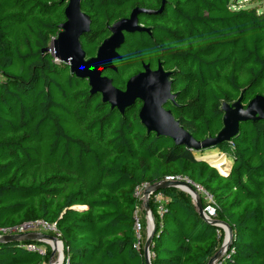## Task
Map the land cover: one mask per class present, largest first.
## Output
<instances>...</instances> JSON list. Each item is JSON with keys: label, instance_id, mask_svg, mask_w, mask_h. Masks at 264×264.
<instances>
[{"label": "trees", "instance_id": "trees-1", "mask_svg": "<svg viewBox=\"0 0 264 264\" xmlns=\"http://www.w3.org/2000/svg\"><path fill=\"white\" fill-rule=\"evenodd\" d=\"M233 1L165 0L160 15L140 18L151 35L127 37L116 72L105 75L124 89L142 62H160L173 73L175 106L167 108L196 140L215 136L222 103L243 91L245 104L264 94V12L235 8ZM161 2L83 0L81 10L92 21L82 40L86 55L109 36L108 25L134 7L157 9ZM64 7L63 0H0V228L54 224L62 264H145L133 246L134 189L181 177L212 195L215 220L232 230L222 264H264V121L242 123L230 142L201 151L147 134L139 103L120 114L44 51L59 32ZM212 152L231 160L226 176L208 164L220 163L205 157ZM161 192L163 214L149 204L150 264H207L222 231L199 217L188 194L172 187ZM142 239L145 244V231ZM31 242L0 243V264L47 260L48 254L23 247Z\"/></svg>", "mask_w": 264, "mask_h": 264}, {"label": "water", "instance_id": "water-1", "mask_svg": "<svg viewBox=\"0 0 264 264\" xmlns=\"http://www.w3.org/2000/svg\"><path fill=\"white\" fill-rule=\"evenodd\" d=\"M63 1L67 2L64 9L65 21L59 25L58 34L51 39L50 45L44 51L53 55L55 61L67 64L72 75L80 80L87 81L90 95L99 94L102 103L108 104L111 109H116L120 114L135 106L137 100L141 101L142 106L138 112V118L147 134L154 133L157 137L170 139L175 145L201 151L230 142L238 135L239 126L242 123L264 121V94L255 95L245 104L243 102V91L235 102L231 104L222 103L220 107L223 115L221 130L213 137L198 141L180 125V122L175 119L170 110L164 108L168 102H173L176 97L171 87L172 72H165L160 64L157 65L155 70H151L147 64L143 65L141 72L127 80L124 90L116 88L112 80L103 75L106 70L116 71L114 61L121 58L118 49L125 42L124 33L135 34L148 31V29L138 24V15L161 14L165 0H162L160 8L157 10L136 7L131 11L128 18H122L113 23L109 29L110 36L103 40L97 48L95 56L90 58L86 57L80 43L81 36L90 31V18L81 11L82 0ZM169 187L181 191V187H187L199 217L206 221L203 218V206L199 195L185 182L163 181L160 185L153 184L146 191V194ZM144 208L149 209L148 202L145 203ZM211 223L226 227L228 241L208 260L207 264H214L215 261L219 260L223 251L229 250L232 239V230L227 224L217 220H213ZM154 233L155 228L153 227L144 244L145 264H150L148 250ZM45 240L56 241L54 237L49 235L29 233L5 236L0 240V243L35 241L39 244H45ZM63 259L64 255L62 261Z\"/></svg>", "mask_w": 264, "mask_h": 264}, {"label": "built area", "instance_id": "built-area-1", "mask_svg": "<svg viewBox=\"0 0 264 264\" xmlns=\"http://www.w3.org/2000/svg\"><path fill=\"white\" fill-rule=\"evenodd\" d=\"M220 156L224 157V155H222V154ZM221 175L226 176L227 172L221 173ZM163 181H167V182L182 181V182H185L188 185H190L194 189V191L199 195L200 199L202 198V200L205 202V206L203 207V218L208 223H211L213 220H215V218H214L215 217L214 199H213L212 195L209 192H207L205 189H203L200 185L195 184V183L191 182L190 180H188L186 178H181V177H166ZM163 181H161V182H163ZM161 182L156 183V184L160 185ZM150 187H151L150 184L142 183V184L136 186L134 189V192H133L134 198L139 203V205L136 207V209L134 211L133 229L135 232L136 241H135L133 246H134L135 250L138 251L139 253H141L143 256H144V241L142 239V233H143V231H145L146 239H147L148 235L150 233V230L153 227L155 228L154 217H153L152 211H151L150 207L148 210H146L144 208L145 203L148 202V204H150V201H151L152 204L155 206L157 213L160 216L163 214V212L165 210L164 205H165V201L167 200L165 194H163L161 192V190L152 191V192H149L148 194H146V191ZM140 214L143 215V219L145 222L144 227H143V221L140 218ZM151 216L153 217V220H152ZM36 226L40 227V230L34 229V227H36ZM214 226L218 227L222 231V233L220 231H217V236L222 237V241H223V242H221V246H220V248H221L222 246H225L227 241H228L227 229H226V227H224L222 225H214ZM29 233H41V234L49 235V236L54 237L56 239V241L52 242L50 240H45V242H46L45 244H35V242H31V243H27L26 245H23L24 248H26L29 251L38 252L40 255H43V256H46L48 254L47 255L48 256L47 262L49 261L48 264H56V263L61 264V263H63V261H64V259L62 261V257L64 255L63 243L59 238V235L57 233V230H56V227L54 224L49 225L44 221H34V222H25L19 226H15V227L0 228V240H2L3 237H5V236L22 235V234H29ZM37 243H39V242H37ZM58 244H60V247H61L60 252L54 248V245H58ZM43 245H45V246H43ZM48 248H49V251H48ZM228 251L229 250L223 251L221 258L219 260L215 261L214 264H222V258ZM55 256L57 257L56 261L53 260ZM151 256H152V253H151L150 248H149V250H148L149 259L151 258ZM47 262L43 261L39 264H46Z\"/></svg>", "mask_w": 264, "mask_h": 264}, {"label": "flooded vegetation", "instance_id": "flooded-vegetation-1", "mask_svg": "<svg viewBox=\"0 0 264 264\" xmlns=\"http://www.w3.org/2000/svg\"><path fill=\"white\" fill-rule=\"evenodd\" d=\"M82 1H83V0H82ZM82 1H81V3H82ZM66 5H67V2L65 1V7H66ZM165 5H166V3H165ZM160 6H161V4L158 5L157 9H159ZM65 7H64V9H65ZM137 7H139V6H137ZM164 7H165V6H164ZM134 8H136V7H134ZM134 8H133V9H134ZM140 8H143V7H140ZM133 9H132V10H133ZM157 9H150V10H157ZM132 10H131V11H132ZM81 11H82V10H81ZM131 11L129 12V14H128L127 16H125V17H123V18H128L129 15H130V13H131ZM82 12H83V11H82ZM83 13H84V12H83ZM63 14H64V10H63ZM85 14H86V13H85ZM86 15H87V14H86ZM143 15H146V14H140V15H138V24H139L141 27L148 29V31H147V32H139V33H135V34H126V33H124V36H125V42H124V44L126 43V39H127V37H129V36H135V35H137V34L139 35V34H141V33H146V34H148V35H151V28H150V27H146L144 24H142V23L140 22V18H141V16H143ZM152 15H153V14H152ZM152 15H146V16H152ZM158 15H160V14H158ZM88 16H89V15H88ZM153 16H154V15H153ZM89 18H90V16H89ZM121 19H122V18H121ZM119 20H120V19H119ZM64 21H65V15H64ZM64 21H63V22H64ZM117 21H118V20H117ZM63 22H62V23H63ZM91 22H92V21H91V18H90V27H91ZM115 22H116V21H115ZM115 22H114V23H115ZM112 25H113V23L110 24V25H108V27H107V28H108V32H109V36H110V34H111L110 31H109V29H110V27H111ZM89 33H90V31H89L88 33H86V34H84V35L81 36V38H80L81 46H82V40H83V38L86 37ZM109 36H108V37H109ZM108 37H107V38H108ZM105 39H106V38H105ZM102 42H103V41H102ZM102 42H101V43H102ZM124 44H123L122 46H124ZM100 45H101V44H100ZM100 45H99V46H100ZM99 46H98V47H99ZM122 46L118 49V53H119L120 49L122 48ZM98 47H97V48H98ZM82 49H83V46H82ZM83 50H84V49H83ZM84 51H85V50H84ZM96 51H97V49H96ZM96 51H95V54H96ZM85 53H86V52H85ZM95 54H94L93 56H95ZM93 56H90V57H93ZM86 57H87V58H90V57H88L87 55H86ZM115 62H116V61H114V65H115ZM146 64L149 65V67H150L151 70H155V69L157 68V65H158V64H160V65L162 66V64H161L160 62H158L155 66H151L150 63H144V62H142V64H141V70H140L139 72H141V71L143 70V65H146ZM66 65H67V64H66ZM162 68H163V66H162ZM163 70H164L165 72H171V71H167V70H165L164 68H163ZM107 71H111V70H106V71L103 73V75L106 76V77H108L107 75H105ZM113 72H116V71H113ZM139 72H137V73H139ZM137 73H135V74H137ZM135 74H132L131 76H133V75H135ZM131 76H130V77H131ZM130 77H129V78H130ZM108 78H109V77H108ZM129 78H128V79H129ZM171 78H172V77H171ZM110 79H111V78H110ZM128 79H127V80H128ZM111 80H112V79H111ZM127 80H126V82H127ZM86 82H87V81H86ZM112 82H113V81H112ZM126 82H125V84H126ZM87 84H88V83H87ZM116 88H117V87H116ZM118 89H119V88H118ZM124 89H125V85H124ZM124 89H120V90H124ZM97 95H99V94H97ZM99 96H100V95H99ZM100 97H101V96H100ZM174 99H175V98H174ZM136 103H139V104H140V106H139V110H140V108H141V106H142V102L139 101V100H137ZM136 103H135V104H136ZM169 103H170L171 105L173 104V105L175 106V101H173V102H168V103L164 106V108H165L166 110H170V111H171V109H168V108H167V106L169 105ZM139 110H138V112H139ZM171 112H172V111H171ZM172 114H173V113H172ZM173 116H174V115H173ZM174 117H175V116H174ZM175 119H176V118H175ZM176 120H177V119H176ZM182 127H183V126H182ZM183 128H184V127H183Z\"/></svg>", "mask_w": 264, "mask_h": 264}, {"label": "rangeland", "instance_id": "rangeland-1", "mask_svg": "<svg viewBox=\"0 0 264 264\" xmlns=\"http://www.w3.org/2000/svg\"><path fill=\"white\" fill-rule=\"evenodd\" d=\"M233 3L235 4L234 5L235 8H237V7H241V8H257L258 12H264V0H234ZM209 155L213 156L214 158H223V157H221L219 155V153H215V152L206 153L205 157L207 158ZM196 156H198V154H196ZM224 158H225V160H220L221 162L219 164H217L216 166H213L212 163H210L211 162L210 160H207V159L206 160L209 162L208 164L211 167H214L221 174V173L227 172L229 170V165L231 164V160H229L228 157H224ZM77 209H79V208H77ZM140 218H141V220H143V215L142 214H140ZM34 229L40 230V227L36 226V227H34ZM43 246H45V245H43ZM47 260H45V262H47ZM53 260L56 261L57 257L55 256ZM48 262L46 264H48Z\"/></svg>", "mask_w": 264, "mask_h": 264}, {"label": "bare ground", "instance_id": "bare-ground-1", "mask_svg": "<svg viewBox=\"0 0 264 264\" xmlns=\"http://www.w3.org/2000/svg\"><path fill=\"white\" fill-rule=\"evenodd\" d=\"M222 159H224V158H220V160H222ZM210 163H212V164H214V160H212V159H210ZM177 189V188H176ZM181 189H182V192H184V193H186V194H188L189 196H190V192H189V189L187 188V187H181ZM54 248L57 250V251H61V247H60V244H58V245H54ZM57 264V263H56Z\"/></svg>", "mask_w": 264, "mask_h": 264}, {"label": "crops", "instance_id": "crops-1", "mask_svg": "<svg viewBox=\"0 0 264 264\" xmlns=\"http://www.w3.org/2000/svg\"><path fill=\"white\" fill-rule=\"evenodd\" d=\"M219 160H220V158H219ZM222 160H225V159H222ZM221 162V161H220ZM219 164V163H218ZM231 165V164H230ZM230 165H229V170L227 171V173L230 171ZM214 166V165H213Z\"/></svg>", "mask_w": 264, "mask_h": 264}]
</instances>
